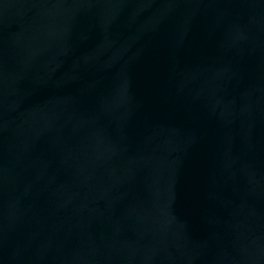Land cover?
<instances>
[{
  "label": "water",
  "instance_id": "water-1",
  "mask_svg": "<svg viewBox=\"0 0 264 264\" xmlns=\"http://www.w3.org/2000/svg\"><path fill=\"white\" fill-rule=\"evenodd\" d=\"M0 264H264V0H0Z\"/></svg>",
  "mask_w": 264,
  "mask_h": 264
}]
</instances>
